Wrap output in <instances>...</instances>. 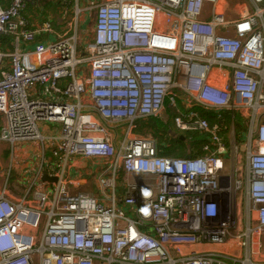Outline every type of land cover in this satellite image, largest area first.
<instances>
[{
    "label": "built area",
    "instance_id": "built-area-1",
    "mask_svg": "<svg viewBox=\"0 0 264 264\" xmlns=\"http://www.w3.org/2000/svg\"><path fill=\"white\" fill-rule=\"evenodd\" d=\"M29 1L0 3V37L12 47L0 50V140L11 152L25 142L43 151L51 139L39 125L56 126L51 156L64 163L55 188L35 189L30 204V191L18 201L0 191V264H253L198 247L234 242L250 257L260 252L264 0L236 2L232 19L217 10L221 0L100 3L80 52L75 34L49 42L48 22L32 27L21 15ZM167 110L168 131L207 138L202 155L160 156L154 139L135 135L138 121ZM200 110L230 113L232 130L234 111L250 119L244 179L233 131L227 149ZM72 157L107 165L95 196L68 192Z\"/></svg>",
    "mask_w": 264,
    "mask_h": 264
},
{
    "label": "rangeland",
    "instance_id": "rangeland-1",
    "mask_svg": "<svg viewBox=\"0 0 264 264\" xmlns=\"http://www.w3.org/2000/svg\"><path fill=\"white\" fill-rule=\"evenodd\" d=\"M60 1V5H58L57 3ZM243 0H221L220 4L218 5L217 10L221 13H225V18L226 19H232L233 16L235 17V13L239 12L238 10L233 8V5L238 2V3H242ZM65 0H30L28 4H30V6H27V9L25 11V13L27 14L26 17L28 21L30 23H34V24H40L41 20L43 19H49L48 21L50 22L51 28L53 30L52 35L50 36L49 40L51 41H57L59 36H63L65 32H67L66 37H73L74 35V31L72 32V30H70L69 27V23H72L74 25V19H75V15H74V4L73 5H68V4H64ZM55 5H57L55 7ZM80 9L81 7L84 6V3L80 0ZM244 9H247L246 7ZM24 12V10H23ZM22 12V14H23ZM90 15V16H89ZM88 18H87V22H86V15L84 12H82L79 17H78V21H77V27H78V51H82V46H86L87 44H89L91 42V37H92V33L89 31L91 25H92V19L94 18V14L93 12H91L89 14ZM85 22H86V26H85ZM86 28V31L84 30ZM6 39H11V37H6ZM5 51V50H3ZM41 89V87H37V90L39 91ZM167 111L165 112V114L162 115V117H160V120H164L165 122L168 121L170 118H168V115L166 114ZM246 113H242L241 111H234L233 116H234V120H233V130H232V122L229 120H222L220 122L221 124V128L218 130V134H220L222 137H224L226 139V148L229 149L230 148V141L233 142V136H231V132L233 131L234 134V138H235V142H236V146L238 147V149H240L239 151V155H238V160L239 161V166L241 167V171H239V174L241 176V179H244L246 177L247 174V169H246V161H245V154L244 151L241 150L242 147L245 145L247 138H246V133H247V125L248 122L250 121V119H244L243 116ZM157 119V118H156ZM157 122V120H155ZM164 123V122H163ZM49 125V124H48ZM2 126V125H1ZM1 128V127H0ZM39 128V127H38ZM139 128V125H138ZM122 130H124V128H122ZM139 129L135 130L139 131ZM41 134L44 136V133L41 131ZM143 135L144 136H148L151 137L152 139H154L158 145L157 142V134H154V129L151 128V130L148 128L143 130ZM181 134V133H179ZM45 137V136H44ZM185 145H186V149L184 150L185 153H190V142L188 139L185 140ZM24 146L27 148V151H29V155L31 153V146L35 145V147H37V149L39 150V154H45V157H50L51 155V148H48V146L50 145L49 141H44V150L42 151L41 145L40 143L37 142H25V143H19L16 144L14 147L17 151V147L18 146ZM168 145V144H167ZM5 147L0 145V178H3L4 184H5V180L6 183L9 182H14L17 181L19 178V174L16 172L15 169H12L11 165L8 166V157H7V153H5ZM9 150L11 153V149L9 146ZM28 155V156H29ZM4 157V158H3ZM33 157H26L25 159L21 160V169L25 170V174H26V179L30 176V169L32 167L28 166V163H32L33 162ZM223 159L226 162H229V157L228 156H224ZM106 164L104 163H95V162H90L89 163V170L91 171L90 174H92V172H95L96 175L98 173H100L104 168H106ZM23 172V171H22ZM29 175V176H28ZM21 176V173H20ZM245 176V177H244ZM108 177V176H107ZM1 182V181H0ZM25 186V185H23ZM31 186V184H30ZM4 187V186H3ZM6 188V185H5ZM30 188V187H29ZM34 190H31V195L33 194ZM120 193L116 192V197L117 199L119 198ZM105 203V202H104ZM245 207H246V199L244 196V189L242 190L241 193V199L239 202V209H240V216L242 217V221H243V225H245L246 222V216L247 214L245 213ZM44 213L47 211V208H44ZM124 215L126 217L129 216L128 212L126 209H124ZM56 218H53V221H55ZM260 244H261V248H260V252L259 255L256 256H249L248 254L246 255V251L245 249L239 250V247H237L236 243L234 242H227L225 243V245L223 246H212V247H202L199 246V249H205V248H211V250H216L217 253H220L223 257H225V259L227 260H236L239 259V262L243 263L245 261V258L249 259L250 263L253 264H264V233L260 238Z\"/></svg>",
    "mask_w": 264,
    "mask_h": 264
},
{
    "label": "crops",
    "instance_id": "crops-1",
    "mask_svg": "<svg viewBox=\"0 0 264 264\" xmlns=\"http://www.w3.org/2000/svg\"><path fill=\"white\" fill-rule=\"evenodd\" d=\"M58 1V0H57ZM84 3V6L81 7V11L85 13L86 15V22H87V18L90 16L89 14L91 12H93L94 14V6L100 4V3H105V2H109V1H113V0H81ZM0 3L2 4V6L4 8H6L8 6V0H0ZM29 3V2H28ZM26 4L25 8L23 9L24 12L23 14L21 13L22 17L25 18V16H27V14L25 13L27 6H30V4ZM80 0H65L64 4H68V5H73L74 4V15H75V21H74V25L72 23H69V27L70 30H72V32L74 31V34L77 36L78 38V27H77V16H76V9L80 8ZM58 5H60V1L57 3ZM57 5H55L56 7ZM61 6V5H60ZM57 8V7H56ZM81 12V13H82ZM89 15V16H88ZM79 17V16H78ZM94 17V16H93ZM29 17H26L25 20L28 21ZM49 19H43L39 22L45 21L48 22V24H50V22L48 21ZM78 21V20H77ZM31 22V21H30ZM28 21V23L32 26H38V24H34L33 22L30 23ZM76 22V23H75ZM86 22H85V26H86ZM93 22H94V18L92 19V25L90 27L89 30L92 29L93 27ZM86 31V28L84 29ZM87 32V31H86ZM64 34H67V32H65ZM6 37H0V50H11L12 47L9 44V40L5 39ZM50 38V37H49ZM49 38L47 39V41L50 42ZM45 39V37L40 38V40ZM39 41V40H38ZM2 125V117L0 115V127ZM39 129H41V131L44 133L45 137H49L51 140H49L51 143L48 146V148H51L52 151V147L55 145L56 143V138L58 137L59 134V129L56 126H52V125H46V124H40L39 125ZM137 135V134H135ZM52 144V145H51ZM0 145L5 147V153H7V157H8V166L11 165L12 169H15L16 172L19 174V178L17 181L14 182H7L5 180V184L3 181V178H0V191L5 188L6 185V192H7V196L10 200L12 201H18L19 199H21L22 197H24L28 191H30V193L28 194L27 197V202L30 204L33 200L32 195H31V190L36 189V191H40V190H46L49 191L55 188V183L56 181H50V180H41L42 177L44 175H47L49 177H56V174L59 171V167L60 170H62V165H63V159L62 158H54L53 156L50 155V157H45V154L43 156V154H39V150L37 149V147H35V145L31 146V153L29 155V151H27V148L22 146H18L17 147V151L16 149H14L13 152L10 153L9 150V145L7 143H4L0 140ZM12 151V150H11ZM29 155V156H28ZM33 157V162L32 163H28L29 167H32L30 169V176L26 179V174H25V170L21 169V160L25 159L26 157ZM4 158V157H3ZM95 162V163H101L98 160H93V159H82L79 157H72L69 158L68 160H66V164L63 168V172H64V181L66 183V187L69 193H77V192H86L91 194L92 196L96 195V182H97V175L95 172H92L89 170V163ZM40 166H42L41 171L39 172V168ZM23 171V172H22ZM21 173V176H20ZM30 184H34L31 188ZM25 185V186H23ZM4 186V187H3Z\"/></svg>",
    "mask_w": 264,
    "mask_h": 264
},
{
    "label": "trees",
    "instance_id": "trees-1",
    "mask_svg": "<svg viewBox=\"0 0 264 264\" xmlns=\"http://www.w3.org/2000/svg\"><path fill=\"white\" fill-rule=\"evenodd\" d=\"M200 112L209 121L210 126L222 127L220 122L222 120L230 119V113L228 112L219 113L221 115L220 119H218V113L204 112L202 110H200ZM166 114L168 115V118H170L166 122L164 120H160V118L157 117V119L149 118L146 120L138 121L137 129L140 128V130L136 131V134L143 135V130L148 128V126L150 130L151 128L154 129V134H157L158 152L160 156L172 158H187L189 156L195 157L197 155H202V148L208 143L207 138L191 136L187 133L179 134L180 132L177 131H168L172 121L171 118L173 117L174 113L171 110H167ZM155 120H157V122ZM186 139H188L190 142V153L184 152V150L186 149V145L184 143Z\"/></svg>",
    "mask_w": 264,
    "mask_h": 264
},
{
    "label": "water",
    "instance_id": "water-1",
    "mask_svg": "<svg viewBox=\"0 0 264 264\" xmlns=\"http://www.w3.org/2000/svg\"><path fill=\"white\" fill-rule=\"evenodd\" d=\"M41 180H43V181H45V180L56 181V178L44 175Z\"/></svg>",
    "mask_w": 264,
    "mask_h": 264
}]
</instances>
